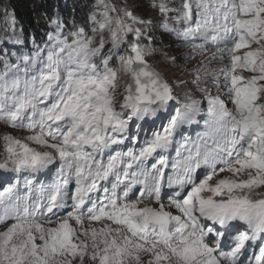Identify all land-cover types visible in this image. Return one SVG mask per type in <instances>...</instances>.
I'll return each instance as SVG.
<instances>
[{
    "label": "snow or ice",
    "instance_id": "snow-or-ice-1",
    "mask_svg": "<svg viewBox=\"0 0 264 264\" xmlns=\"http://www.w3.org/2000/svg\"><path fill=\"white\" fill-rule=\"evenodd\" d=\"M155 6L217 46L222 95L195 69L181 100L148 60L156 24L115 6L0 55V123L30 133L0 136V264H264V0Z\"/></svg>",
    "mask_w": 264,
    "mask_h": 264
},
{
    "label": "trees",
    "instance_id": "trees-1",
    "mask_svg": "<svg viewBox=\"0 0 264 264\" xmlns=\"http://www.w3.org/2000/svg\"><path fill=\"white\" fill-rule=\"evenodd\" d=\"M111 6H115L119 10L127 9L135 16L152 20L156 24L161 20V15L157 5L160 0H108ZM167 3L178 5L179 0H167ZM99 0H0V55L7 52L30 54L38 48H43L48 42L49 33L55 32V25L51 23L52 19H58L64 24L63 32L67 34L76 27H85L90 29L92 26L91 17L96 15L97 19H101L98 10ZM114 4V5H113ZM113 17L116 13L111 12ZM122 14V12H121ZM14 17L15 25L13 32L11 27V19ZM7 29V32H5ZM154 36L155 52L148 56L150 64H163L166 60L181 75L180 80L188 81L184 85L180 84L182 89L175 92L180 99H183L186 93L196 92V86L191 84L195 77L194 70L199 66H204L197 62L199 66L193 68L194 58L187 52H181V48H186L185 41L177 38L173 33L165 31L156 25L152 29ZM19 35V41L14 38ZM13 37V39H8ZM202 40L197 39L196 44ZM190 43H188L189 45ZM185 51V50H184ZM173 58H175L173 60ZM14 59V58H13ZM202 81L201 87H209L211 90L210 76L203 74L200 70ZM199 97L202 93H198ZM4 128V126H2ZM0 136L7 133V130L0 129Z\"/></svg>",
    "mask_w": 264,
    "mask_h": 264
},
{
    "label": "rangeland",
    "instance_id": "rangeland-1",
    "mask_svg": "<svg viewBox=\"0 0 264 264\" xmlns=\"http://www.w3.org/2000/svg\"><path fill=\"white\" fill-rule=\"evenodd\" d=\"M105 5H108L110 8L112 4H110L108 0H99L97 12L100 13L101 19H102L101 14L104 13L106 10ZM109 15L113 16L111 11H109ZM152 21H153V19H152ZM156 25L159 26V23L157 22ZM210 47H211V49L206 51V54L211 55L213 57L214 54L217 52V46L215 47L212 45ZM181 49H182V50H180L181 52H187L188 51L186 48H181ZM164 61L165 62L163 64H154L153 67L157 71H159L164 76V78L169 81L170 84H172V86L174 88V92H177L179 89H182L180 87V84L177 83V81H180V77H182V75L173 66H171L166 60H164ZM194 62H196V63L193 64V68H197L199 66V64H197V62H200V64H204L202 62V60L199 58L194 59ZM214 66L217 67L216 64ZM197 69H199L203 74H206V75H210L211 73L215 72V70H216V69L215 70H209V68H207L206 66H199ZM219 71H220V68L218 67L215 74H214V77L217 73H219ZM199 75H200V73H199ZM200 77H201V75H200ZM209 80L211 83L212 78H210ZM126 82H127V77L124 76L123 74H121L119 79H118V82H117L118 87L116 89L117 107H119V104L122 102V95L124 92V87L126 85ZM211 88H212V93L214 95H216V94L222 95V93L217 92L216 87L212 83H211ZM191 93H193L196 96V98L199 99L198 92H191ZM222 98H223V96H222ZM229 106H231V105H229ZM2 126H4V128ZM0 129H2V130L5 129L8 131L7 133H10L13 136L20 138L22 140L25 139L28 135H30V133L25 129H13L11 127L4 125L3 123H0ZM172 155L173 156L175 155L174 151L172 152ZM225 175H229V174H227V173L221 174V176H225ZM172 211L175 213V209H173ZM96 226L99 227V225H96Z\"/></svg>",
    "mask_w": 264,
    "mask_h": 264
},
{
    "label": "clouds",
    "instance_id": "clouds-1",
    "mask_svg": "<svg viewBox=\"0 0 264 264\" xmlns=\"http://www.w3.org/2000/svg\"><path fill=\"white\" fill-rule=\"evenodd\" d=\"M200 42H198L197 44H200ZM185 45H186V49H188V52L192 55V57L194 59H198V58L201 59L202 62L204 63L202 65H204L207 68H209V70H215V69L217 70V68H218V59H213V57L211 55H207L206 54V51H208L209 49L206 48L205 45H204V49L203 50H201L199 47H196V46H194L192 44L188 45V43H185ZM215 64H216L217 67L214 66ZM216 70H215V72H216ZM215 72L211 73L208 76H210L213 79ZM181 100H183V99H181Z\"/></svg>",
    "mask_w": 264,
    "mask_h": 264
}]
</instances>
